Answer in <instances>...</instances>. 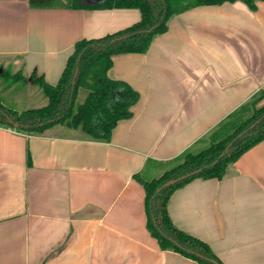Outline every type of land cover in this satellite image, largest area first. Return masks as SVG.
<instances>
[{
    "label": "crops",
    "instance_id": "obj_1",
    "mask_svg": "<svg viewBox=\"0 0 264 264\" xmlns=\"http://www.w3.org/2000/svg\"><path fill=\"white\" fill-rule=\"evenodd\" d=\"M36 1L0 0V74L21 71L26 80L14 84L26 88L37 85L33 73L56 84L77 41L142 17L136 7ZM108 75L139 92L108 141L66 125L37 132L0 123V264H199L152 235L142 181L205 146L221 121L264 93V0L174 14L145 52L114 55ZM167 207L173 223L224 264H264V139L224 177H196L174 190Z\"/></svg>",
    "mask_w": 264,
    "mask_h": 264
},
{
    "label": "trees",
    "instance_id": "obj_2",
    "mask_svg": "<svg viewBox=\"0 0 264 264\" xmlns=\"http://www.w3.org/2000/svg\"><path fill=\"white\" fill-rule=\"evenodd\" d=\"M226 1L237 0H69L70 6L79 8L136 7L142 17L116 32L77 41L56 84L33 73L31 79L41 89L47 103L19 112L0 101V123L21 131L37 132L63 124L82 130L92 139L110 140L113 128L121 119L132 116L131 107L139 99V92L128 82L109 77L113 56L145 52L153 37L167 30L168 20L174 14L198 5ZM241 1L256 7L257 0ZM35 4L48 5L44 0ZM149 29L151 31H146ZM0 76L10 85L26 80L21 71L13 74L4 70ZM82 88L86 90L85 99L76 105ZM263 99V91H258L210 132L207 145L198 150H186L161 176L142 181L146 189L148 228L163 249L172 248L199 264H216L211 259L224 264L208 243L173 223L167 203L174 190L196 177H224L230 163L264 139V102L258 105ZM199 168L198 173L158 190L165 182Z\"/></svg>",
    "mask_w": 264,
    "mask_h": 264
},
{
    "label": "rangeland",
    "instance_id": "obj_3",
    "mask_svg": "<svg viewBox=\"0 0 264 264\" xmlns=\"http://www.w3.org/2000/svg\"><path fill=\"white\" fill-rule=\"evenodd\" d=\"M69 1V0H66ZM4 69V61L0 59V72ZM21 84H14L10 85L9 81H6L3 77L0 76V100L5 102H16L17 99H20L21 102L17 104L18 107H38L45 105L47 103V98L44 96L43 92L37 85H31L29 88H26V85L20 86ZM33 86V89L31 90ZM28 96V97H27ZM86 96V90L80 89L78 93V97L76 100V105L83 102ZM264 102V99L259 101L258 105L262 104ZM63 125V124H60ZM66 127V126H65ZM64 128L65 131L68 133L70 132H78L81 130H70L68 128ZM208 144V139L206 140V143L204 145Z\"/></svg>",
    "mask_w": 264,
    "mask_h": 264
},
{
    "label": "water",
    "instance_id": "obj_4",
    "mask_svg": "<svg viewBox=\"0 0 264 264\" xmlns=\"http://www.w3.org/2000/svg\"><path fill=\"white\" fill-rule=\"evenodd\" d=\"M151 29H152V28H151ZM151 29L146 30V31H151ZM77 74H78V68L76 69L75 78H76ZM75 78H74V81H75ZM10 121L12 122L11 119H10ZM199 171H201V168H199V169H197V170H194V171H192V172H190V173H187V174H185V175H183V176H181V177L171 179V180L165 182V183H164V184H163L158 190H160V189H162V188H164V187H166V186H169V185H171V184H173V183H176L177 181H179V180H181V179H185V178H187V177H189V176H191V175H194V174L198 173ZM211 261H213V262L216 263V264H220L216 259H211Z\"/></svg>",
    "mask_w": 264,
    "mask_h": 264
}]
</instances>
